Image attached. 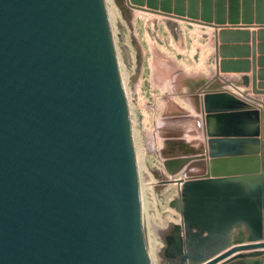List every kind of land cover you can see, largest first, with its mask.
<instances>
[{"label": "water", "instance_id": "water-1", "mask_svg": "<svg viewBox=\"0 0 264 264\" xmlns=\"http://www.w3.org/2000/svg\"><path fill=\"white\" fill-rule=\"evenodd\" d=\"M126 1L210 27L238 20L221 15L226 3L239 5V0H216L214 15L211 0ZM241 21L259 24L257 33L264 34V17ZM233 33L246 38V32L229 29L216 36L222 43L223 35ZM232 47L215 46L219 72L239 64L224 59ZM252 56L250 92L264 96ZM240 79L248 84L245 76ZM209 98L205 110L213 111ZM249 108L240 99L206 117L207 123L216 119L208 158L186 164L196 175L169 202L196 232L174 264H215L249 251L223 263L229 264L264 254V121L261 130V116ZM183 161L168 160L166 170L174 172ZM241 225L248 237L241 242L237 233L231 242V230ZM0 264H150L103 0H0Z\"/></svg>", "mask_w": 264, "mask_h": 264}, {"label": "rangeland", "instance_id": "rangeland-1", "mask_svg": "<svg viewBox=\"0 0 264 264\" xmlns=\"http://www.w3.org/2000/svg\"><path fill=\"white\" fill-rule=\"evenodd\" d=\"M211 1L214 15L216 0ZM103 3L125 93L139 185L142 245L150 264H174L185 240L196 236L195 229L182 223L181 215L169 202L196 175V169H187L186 164L208 158L206 151L213 138L209 135V124L212 121L215 124V120L210 117L206 122L212 111L205 110V98L225 88L224 91L236 94L260 116L259 109L264 112V96L236 88L238 83H232L216 70L215 59L214 69L207 68L204 39L211 35L212 30L207 28L210 26L147 12L126 0H103ZM174 8L171 3L170 9ZM183 8L186 15L187 6ZM196 11L199 13L200 8L196 7ZM221 16L237 17V24H241L242 17H264V0H239V5L226 3ZM174 158L186 161L168 173L165 162ZM171 164L175 168L176 163ZM177 178L183 179L178 185L172 181ZM236 229L231 230V242L232 236L245 241L246 228ZM237 262L264 264V254L237 258L229 264Z\"/></svg>", "mask_w": 264, "mask_h": 264}, {"label": "crops", "instance_id": "crops-1", "mask_svg": "<svg viewBox=\"0 0 264 264\" xmlns=\"http://www.w3.org/2000/svg\"><path fill=\"white\" fill-rule=\"evenodd\" d=\"M259 24H222L220 27L217 28H209L211 29V35L204 39V54H205V61L207 63V68L214 69V46L216 45H225V46H233L232 49L227 51V53L223 54L225 56L224 59H231L233 61L239 62L237 65H234V71H228L220 73L222 77L229 79L232 83H238L236 88L240 91L247 92L250 94V78H251V52H252V66L255 72V81H264V34L257 33L259 29ZM264 26V24H263ZM221 29H229V30H236L237 32H246L245 35L242 33L240 34H225L222 38V43L219 41V38L216 36L217 32ZM253 35V47H251V33ZM214 34V35H213ZM218 59H223L219 58ZM258 72L261 74V79L258 80ZM245 76L248 80V84L246 86L241 85V77ZM240 83V84H239ZM225 88H220L216 90L221 93H213L210 95V105L213 110L211 113H217L215 111H219L224 107H228L229 105H234L235 102H239L240 98L232 93L224 91ZM228 101V102H227ZM230 101V102H229ZM229 104V105H228ZM260 116H261V127L263 124V109H259ZM253 117V114L251 115ZM216 120V119H215ZM215 124L213 121L209 124V130L212 132L214 129ZM264 212V210L262 211ZM264 223V217L262 219ZM241 228L244 226L241 225ZM245 228V227H244ZM237 230V229H236ZM238 233V232H237Z\"/></svg>", "mask_w": 264, "mask_h": 264}, {"label": "bare ground", "instance_id": "bare-ground-1", "mask_svg": "<svg viewBox=\"0 0 264 264\" xmlns=\"http://www.w3.org/2000/svg\"><path fill=\"white\" fill-rule=\"evenodd\" d=\"M120 79H121V76H120ZM121 83H122V80H121ZM122 87H123V84H122ZM123 91H124V88H123ZM124 96H125V93H124ZM199 163V162H198ZM178 185V184H177ZM139 197H140V195H139ZM140 216H141V204H140ZM262 250H264V249H262ZM239 253H241V252H235V253H233V254H231L230 256H228L227 258H225V259H223V260H221V261H219V262H217V263H215V264H219V263H223V261H226V259H228V258H230V257H233L234 255H236V254H239ZM144 254H145V256H146V259L148 260V257H147V254H146V251L144 250ZM165 264V263H164Z\"/></svg>", "mask_w": 264, "mask_h": 264}, {"label": "flooded vegetation", "instance_id": "flooded-vegetation-1", "mask_svg": "<svg viewBox=\"0 0 264 264\" xmlns=\"http://www.w3.org/2000/svg\"><path fill=\"white\" fill-rule=\"evenodd\" d=\"M235 264H239V263L237 262V263H235Z\"/></svg>", "mask_w": 264, "mask_h": 264}]
</instances>
